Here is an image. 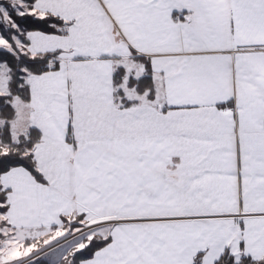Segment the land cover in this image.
<instances>
[{
	"label": "snow or ice",
	"instance_id": "1",
	"mask_svg": "<svg viewBox=\"0 0 264 264\" xmlns=\"http://www.w3.org/2000/svg\"><path fill=\"white\" fill-rule=\"evenodd\" d=\"M0 264H264V0H0Z\"/></svg>",
	"mask_w": 264,
	"mask_h": 264
}]
</instances>
